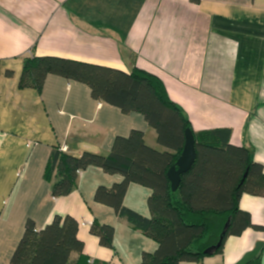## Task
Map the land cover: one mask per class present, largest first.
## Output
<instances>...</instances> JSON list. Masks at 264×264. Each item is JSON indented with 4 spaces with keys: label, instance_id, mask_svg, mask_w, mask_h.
<instances>
[{
    "label": "crops",
    "instance_id": "1",
    "mask_svg": "<svg viewBox=\"0 0 264 264\" xmlns=\"http://www.w3.org/2000/svg\"><path fill=\"white\" fill-rule=\"evenodd\" d=\"M56 56L124 72L158 75L168 95L201 134L229 129L228 143L251 149L264 167V0H0V264L13 253L31 219L43 229L55 215L79 222L87 264H140L158 242L95 201L96 189L122 181L89 166L76 188L52 195L46 176L52 150L107 155L118 136L144 132L148 146L168 150L139 111L124 113L92 96L87 84L49 74L41 91L21 87L24 60ZM152 189L131 183L124 206L151 218ZM239 206L264 226V195L243 193ZM114 227L113 247L91 233ZM261 256L264 230L247 228L224 241L221 253L180 264H246ZM80 254L72 253L71 261Z\"/></svg>",
    "mask_w": 264,
    "mask_h": 264
},
{
    "label": "trees",
    "instance_id": "2",
    "mask_svg": "<svg viewBox=\"0 0 264 264\" xmlns=\"http://www.w3.org/2000/svg\"><path fill=\"white\" fill-rule=\"evenodd\" d=\"M49 74L87 84L94 98L124 113L141 112L156 130L158 143L168 149L159 151L148 146L144 132L134 129L128 136L116 137L107 155L86 151L74 156L56 147L46 167V176L55 177L52 195L56 198L69 195L76 188L79 173L89 166L123 176L111 188L98 187L94 199L113 207L120 217L158 242L153 253L142 254L140 264L198 262L207 255L221 253L225 239L231 235H240L249 227L264 230V226L253 224L250 213L239 206L243 193L264 195V167L254 160L250 148L228 143L229 129L198 135L193 132L196 160L182 175L177 191L171 189L167 172L181 155L185 131L191 124L158 75L137 67L124 72L62 57L30 56L24 60L19 84L41 91ZM131 183L152 189L148 198L151 218L124 206ZM228 221L220 246L206 253L217 245ZM78 229L79 222L70 215H55L41 230H36L29 219L11 264H87ZM90 230L101 245L113 247V226L95 221ZM74 252L80 254L75 263L71 261ZM261 263L259 255L246 264Z\"/></svg>",
    "mask_w": 264,
    "mask_h": 264
},
{
    "label": "water",
    "instance_id": "3",
    "mask_svg": "<svg viewBox=\"0 0 264 264\" xmlns=\"http://www.w3.org/2000/svg\"><path fill=\"white\" fill-rule=\"evenodd\" d=\"M196 156H197V150H196L195 136H194L192 129L187 128L185 131V144H184L183 151L181 155L179 156L178 160L176 161V163L167 172L168 178L170 179V182H171V189L173 191H177V189L179 188L182 175L192 168L196 160ZM246 176H247V172L244 175V179ZM229 222L230 221L226 223L217 245H214L208 248L206 250V253H212L220 246L224 238V235L229 227V224H230Z\"/></svg>",
    "mask_w": 264,
    "mask_h": 264
},
{
    "label": "built area",
    "instance_id": "4",
    "mask_svg": "<svg viewBox=\"0 0 264 264\" xmlns=\"http://www.w3.org/2000/svg\"><path fill=\"white\" fill-rule=\"evenodd\" d=\"M67 149H68V147L66 145H64V146L61 147V150L62 151H67Z\"/></svg>",
    "mask_w": 264,
    "mask_h": 264
}]
</instances>
